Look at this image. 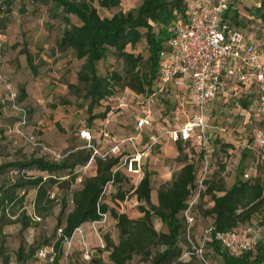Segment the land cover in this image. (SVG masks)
Segmentation results:
<instances>
[{
  "label": "trees",
  "instance_id": "trees-1",
  "mask_svg": "<svg viewBox=\"0 0 264 264\" xmlns=\"http://www.w3.org/2000/svg\"><path fill=\"white\" fill-rule=\"evenodd\" d=\"M93 1L99 9L114 10L122 0H0V35L11 23L16 3L19 4V14L24 12L25 3H29L33 8L31 13L35 14L39 7H44L49 19L57 21L60 29L52 42L50 56L55 52L59 55L70 54L82 61L75 73L76 83L66 84V87L82 100L79 108H85L88 126L94 120H104L112 98L123 90L145 98L162 91L156 74L158 54L169 50L168 41L172 31L184 18L189 0H128L137 2V5L126 10L118 9L110 17L103 18L98 16ZM234 4L232 0L224 17L230 28L240 29L242 22L238 5L232 7ZM260 4L254 13L264 21V0ZM140 42L144 43L145 56L135 52ZM23 45L18 53L23 55L27 69L35 77L37 67L45 63L39 57L37 64H33V54ZM10 48L14 50L16 45ZM1 49L0 43V53ZM42 51L38 48L37 56ZM108 57L113 61L112 67L100 72L98 66ZM22 97L24 91L21 88L20 98L13 101L5 98L1 104L10 107ZM249 99H240L241 106L246 110L251 105V97ZM100 106H103V111L93 113ZM20 116L18 114L11 126L25 125V113L22 120ZM172 144L177 154L174 161L179 167L169 181L156 189L155 204L150 201L149 173L143 172L131 189L140 215L135 219L117 213L100 201L103 188L108 185L116 188L117 200L124 199L122 185L127 178L120 169L112 172L119 166L121 154L101 159L93 156L85 144L81 149L70 147L59 160L41 156L1 163L0 175L9 172L14 173L15 178L0 181V264H8L2 247L3 227L18 224L22 231L37 224L23 210L25 193L34 191L33 216L42 220L54 204L49 198L52 186L59 181L69 184L76 178L75 172L90 159L95 166L94 175L81 178L79 185L61 199L52 241L45 240L36 249L30 246L25 249L20 243L15 250L17 264H35L38 254L47 247L50 251L43 256V264H59L63 257V244L73 231L83 224L99 220L98 214H105L113 221L115 240L104 234L102 247H95L87 264H129L133 260L142 264H206L207 254L219 257L221 264H264V161L259 159L257 151L246 147L234 171L233 181L227 186L220 177L225 163L218 157L223 155L225 159L231 155L233 146L222 142L217 136L211 141L210 165L214 161L218 169L202 179L197 197L188 209V215L193 220L188 227L183 213L197 190L201 155L195 151L191 141ZM89 145L94 147L91 143ZM249 158L256 161L253 175L246 173L251 167L247 162ZM29 172L39 175H28ZM67 201L70 204L68 209ZM197 215L208 219L207 227H213L214 232L232 231L242 235L249 230L259 229L260 235L254 249L236 258L212 235L204 239L199 247L192 236ZM153 222L158 223L160 229L156 230ZM192 246L199 248L198 254L194 253ZM102 253L106 254L105 263L100 257ZM184 253L188 255L179 260Z\"/></svg>",
  "mask_w": 264,
  "mask_h": 264
},
{
  "label": "rangeland",
  "instance_id": "rangeland-1",
  "mask_svg": "<svg viewBox=\"0 0 264 264\" xmlns=\"http://www.w3.org/2000/svg\"><path fill=\"white\" fill-rule=\"evenodd\" d=\"M263 0H234L238 5L239 19L242 22L240 29L245 34L264 36V21L254 13L257 5ZM238 2V3H237ZM93 5L96 7L95 2ZM137 2L122 0L119 7L114 10H102L96 7L99 17H110L118 9L126 10L135 7ZM16 3L12 21L7 26L3 34L0 35L2 49L0 53V164L4 162L24 161L29 158L45 156L56 159L47 154L43 148L48 149L59 157L67 154L68 149L74 146L81 149L87 142L81 139L78 133L85 130L89 133L91 143L95 149L104 152L112 143L111 139L122 140L131 138L133 147L130 144L121 146V155L128 156V160H138L140 173L150 174V201L155 204V191L163 183L169 181L171 175L178 169L179 164L174 161L176 157L175 147L165 139H160L146 156H140L143 147L150 136L158 134L159 129L173 128L177 124L184 122L191 114V105L188 104L187 95L180 93L170 86L162 89L151 97L136 96L128 90L119 92L109 103V110L104 120H94L91 125L86 124L87 114L85 108H79L82 100L74 91L67 89L66 84H75V73L82 61L76 60L70 54L59 55L54 53L50 56L52 42L58 34V23L49 19L44 7H39L38 11L31 13L32 5L25 3L24 12L19 14ZM25 44L26 48L33 54V64H37L40 57L44 65L37 67V75L34 77L26 67L23 55L18 53ZM16 45L12 50L10 46ZM43 51L37 56V49ZM135 52H140L145 56L144 43L140 42L135 47ZM113 61L110 57L98 66L100 72L110 69ZM160 86V85H158ZM161 87V86H160ZM24 91V97L17 100L15 107L23 111L27 117L25 125L11 126L18 117L16 110L7 104H1L3 99L13 95L15 100L20 98V89ZM250 93V94H248ZM122 94L126 100L122 106H118L117 98ZM251 105L248 110L241 106L240 99H249ZM250 100V99H249ZM255 104L253 89H239L230 99H219L213 101L207 107L208 138L211 141L217 136L224 143L233 146L232 154L222 159L224 168L220 177L229 186L233 181L234 171L238 165L241 154L246 147L257 151L255 137L258 132L264 130V115H255L252 112ZM181 107L182 111L179 110ZM103 106L96 108L93 113L103 111ZM151 119L149 127L143 128L139 133L134 131L136 121L144 115ZM209 116V117H208ZM92 140V141H91ZM193 144V143H192ZM194 145V144H193ZM212 146V145H211ZM195 151L198 152L194 146ZM253 151V150H252ZM138 155L140 157H138ZM214 162V161H213ZM212 162L208 168V174L217 171L218 166ZM251 167L246 172L248 175L255 174V159L247 160ZM210 163V162H209ZM94 163L90 159L86 165L77 170L76 178L64 184L59 181L54 184L49 192V198L54 201L51 211L42 220L33 216L32 201L34 191L25 193L23 210L25 215L33 218L37 224L20 231L18 224H11L3 227V254L8 258V264L15 262V250L22 243L25 249L30 246L36 249L45 240L52 241V234L55 229V219L59 213L60 201L79 185L81 178L94 175ZM120 170L125 174L127 181L122 185L124 199L122 201L115 198L116 188L111 185L106 186L101 197V202L105 203L117 213H123L130 219L138 218V203L131 194V189L139 178L136 174L127 173L124 168ZM220 172V171H219ZM28 175H39L36 172H29ZM42 175V174H41ZM14 173H4L0 175V181H12ZM70 207L67 201V209ZM209 224L208 219H202L198 215L195 217V224L192 231L194 243H199L200 235ZM153 227L158 230L160 225L153 222ZM85 236V246L89 250V258L94 253L95 247H102V236L108 234L115 240L113 221L106 216L105 221L96 229V234L90 231L88 224L80 226ZM92 238H91V237ZM91 238V239H90ZM49 247L42 251L46 254ZM84 248L79 244L74 236L69 245L63 244V257L59 264H87ZM101 259L106 262V254H101ZM43 257L39 256L35 264H43ZM129 264H142L133 260ZM206 264H221L219 257L207 254Z\"/></svg>",
  "mask_w": 264,
  "mask_h": 264
},
{
  "label": "built area",
  "instance_id": "built-area-1",
  "mask_svg": "<svg viewBox=\"0 0 264 264\" xmlns=\"http://www.w3.org/2000/svg\"><path fill=\"white\" fill-rule=\"evenodd\" d=\"M231 1L189 0L184 18L178 21L168 41L169 50L158 54L156 74L160 89L170 86L175 88L181 96L187 95L192 112L184 122L173 128H161L157 135L150 136L140 156H146L159 144L160 139L170 143L191 141L200 152L201 166L197 190L183 213L188 227L193 222L192 217L188 215V209L197 197L202 179L208 174L212 153L208 138L207 107L213 101L232 98L240 88L253 89L255 104L252 112L255 115H264V37L247 35L241 29L228 26L224 14L230 8ZM260 5L259 3L257 7ZM9 96V100L13 101V95L10 93ZM116 100L118 106H122L126 97L122 94ZM10 107L19 112L22 120L23 111L17 109L14 104ZM179 110L182 111L181 107ZM150 124L151 119L146 114L136 121L134 131L139 133ZM78 135L87 142L86 147L91 149L92 155L101 159L121 154L123 144H130L133 147L131 138L122 140L113 138L107 150L100 152L89 145L90 135L87 131L81 130ZM255 143L259 159L264 161V131L257 133ZM43 150L51 157L59 158L52 151L45 148ZM128 158V156L121 157L119 166L112 172L122 167L127 173L136 174L140 179L142 173H140L138 160H128L126 164ZM244 178H247V175H244ZM105 188L106 186L102 194ZM98 215L99 220L87 223L94 234L106 219L105 214ZM210 235L229 254L238 258L254 249L260 231L259 229L249 230L239 235L232 231L214 232V228L209 226L202 232L199 247ZM74 236L84 248L83 255L88 260L89 250L86 249L85 236L80 227L73 231L65 243L69 245ZM192 250L195 254L199 253L198 247L192 246ZM38 255L44 256L42 251ZM187 255L188 253L182 254L179 260Z\"/></svg>",
  "mask_w": 264,
  "mask_h": 264
},
{
  "label": "crops",
  "instance_id": "crops-1",
  "mask_svg": "<svg viewBox=\"0 0 264 264\" xmlns=\"http://www.w3.org/2000/svg\"><path fill=\"white\" fill-rule=\"evenodd\" d=\"M240 89H241V88H240ZM244 89H245V88H244ZM90 237H91V236H90ZM91 238H92V237H91ZM91 238H90V239H91Z\"/></svg>",
  "mask_w": 264,
  "mask_h": 264
}]
</instances>
